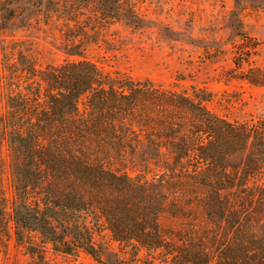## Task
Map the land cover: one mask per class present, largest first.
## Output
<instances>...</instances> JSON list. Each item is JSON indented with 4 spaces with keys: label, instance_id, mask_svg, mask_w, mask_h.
Instances as JSON below:
<instances>
[{
    "label": "trees",
    "instance_id": "16d2710c",
    "mask_svg": "<svg viewBox=\"0 0 264 264\" xmlns=\"http://www.w3.org/2000/svg\"><path fill=\"white\" fill-rule=\"evenodd\" d=\"M135 1L0 0L2 32L37 19L62 40L39 52L13 39L0 52V228L9 210L30 252L36 233L100 264L111 253L112 264H264V113L230 119L206 88L137 80L86 56L98 24L145 26ZM47 52L65 59L42 65ZM259 74L246 80L264 86Z\"/></svg>",
    "mask_w": 264,
    "mask_h": 264
},
{
    "label": "rangeland",
    "instance_id": "374dc122",
    "mask_svg": "<svg viewBox=\"0 0 264 264\" xmlns=\"http://www.w3.org/2000/svg\"><path fill=\"white\" fill-rule=\"evenodd\" d=\"M135 3L146 20L145 26L133 28L120 19L98 24L86 38L89 59L107 70L118 69L156 85L188 89L189 93L192 86L206 88L213 95L208 106L230 119L264 113V86L246 80L253 74L264 76V5L236 0ZM20 22L17 20L6 32L0 30V52L13 39L31 40L39 52L51 48L55 51L54 44L62 41L57 29L40 20L33 19L26 26ZM46 54L40 57L42 65L65 59L61 54ZM2 182L5 197L10 199L12 184L7 164ZM6 213L7 227L0 228V264H100L83 251H54L36 233L32 234L36 252H30L28 245L16 242L12 216L9 210ZM120 259V254L111 253L106 262Z\"/></svg>",
    "mask_w": 264,
    "mask_h": 264
}]
</instances>
